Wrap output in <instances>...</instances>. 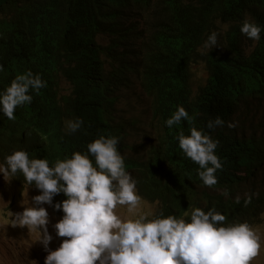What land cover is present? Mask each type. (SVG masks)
I'll list each match as a JSON object with an SVG mask.
<instances>
[{
	"label": "clouds",
	"instance_id": "9594fccd",
	"mask_svg": "<svg viewBox=\"0 0 264 264\" xmlns=\"http://www.w3.org/2000/svg\"><path fill=\"white\" fill-rule=\"evenodd\" d=\"M110 2L112 6L115 0ZM217 27L205 48L191 52L182 66L194 95L214 80L213 60L201 54L217 47V40L223 43V60L235 75L241 70H264V29L256 18L247 16ZM235 30L241 46L238 52H231L229 35ZM112 38L117 41L119 36L113 34ZM99 42L106 45L108 39L105 36ZM199 61L204 63L208 78L195 92L193 77ZM137 71L130 66L129 82L131 78L139 80L132 75ZM46 85L45 79L31 71L17 75L0 91L1 115L14 120L17 107L31 103L30 90ZM144 89L153 101L156 92ZM119 91L103 94L102 117L91 128L94 136L88 141L75 140L76 148L63 159L47 153L45 132L50 129L52 135L53 129L40 128L28 118L20 134L0 127V174L5 180L13 177L33 192L32 204L12 214L11 225L27 227L38 236L37 241L48 252L44 264H255L263 249L256 226L264 215V138L248 132L239 121L258 112L240 114L235 123L227 125L217 116L184 130V120L191 119L189 113L180 106L165 125L162 113L170 106L156 109L158 96L155 109L145 110L150 121H137L132 130L150 129L149 136L156 141L140 157L137 141L111 112ZM64 95H72L71 90ZM82 124L79 118L65 122L70 133ZM170 139L173 144L169 146ZM228 146L231 150L226 153ZM159 152L166 158L154 183L157 196L149 199L139 188L145 176L142 167L149 166ZM127 160L138 162L140 168L131 169ZM141 200L156 204L157 213L151 217L139 213ZM45 204L60 218L53 225L56 236L65 238L54 251L49 249L53 237L48 232ZM118 208H125L127 215L119 214Z\"/></svg>",
	"mask_w": 264,
	"mask_h": 264
},
{
	"label": "trees",
	"instance_id": "16d2710c",
	"mask_svg": "<svg viewBox=\"0 0 264 264\" xmlns=\"http://www.w3.org/2000/svg\"><path fill=\"white\" fill-rule=\"evenodd\" d=\"M247 16L256 18L264 29V0H115L112 6L110 0H0V65L4 69L0 91L28 71L47 82L38 91L30 90L31 103L17 107L14 120L0 113V127L20 134L28 118L40 128L53 129L52 135L50 129L45 132L44 144L49 155L63 159L76 148L75 140L94 136L92 125L102 117L101 97L128 85L130 66L138 70L132 75L142 86L156 92L154 109L158 96L156 109L170 106L162 113L164 124L180 106L191 118L184 120V130L217 116L225 125L235 123L240 114L259 112L263 106L264 70H241L235 75L223 60V43L217 40V47L201 54L213 60L214 80L194 95L182 66L191 52L204 47L219 23L234 24ZM113 34L119 36L117 41ZM105 36L108 42L103 45L99 39ZM229 40L230 51L238 52L239 31H233ZM64 82L72 95L61 93ZM77 118L83 124L70 133L65 122ZM172 144L170 139L168 145ZM230 150L225 148L226 153ZM158 154L142 167L145 176L139 188L149 199L157 196L154 183L166 158L163 152ZM127 163L131 169L140 168L134 160Z\"/></svg>",
	"mask_w": 264,
	"mask_h": 264
},
{
	"label": "rangeland",
	"instance_id": "374dc122",
	"mask_svg": "<svg viewBox=\"0 0 264 264\" xmlns=\"http://www.w3.org/2000/svg\"><path fill=\"white\" fill-rule=\"evenodd\" d=\"M207 78L208 74L205 70V65L202 61H199L195 65L193 90L197 92L199 87L205 84ZM62 88L64 94L70 92V87L67 84H63ZM149 107L153 109L152 97L146 92L139 80L131 78L128 85L122 86L118 93V98L111 108L116 120L122 123L137 141V155L140 157H144L151 146L156 143L154 137L149 136L150 129L137 133L132 131L135 128V122L150 121L149 117L145 115V110ZM148 112L151 115L150 109ZM239 123L248 132H255L258 136L264 138V105L255 116H243ZM146 136L148 137L147 140H145ZM134 139L130 141L131 144H134ZM0 163H2V160H0ZM261 175H263L264 185V172ZM243 188L248 190L249 186H244ZM32 197L33 192L30 188L18 184L11 176L8 180H5L3 174H0V264H44L48 252L37 241L38 236L35 233H30L27 227L21 228L11 225L12 214L14 216V214L22 212L24 206L32 204ZM43 207L49 213V224L47 227L49 234L53 237L49 244V249L54 251L65 238L57 237L53 228V225L60 218L50 210L48 205L45 204ZM137 211L142 214H150L149 217H151L157 213V205L141 200ZM118 212L121 215H127L125 208H118ZM256 229L261 236L263 249L255 264H264V215Z\"/></svg>",
	"mask_w": 264,
	"mask_h": 264
},
{
	"label": "bare ground",
	"instance_id": "6f19581e",
	"mask_svg": "<svg viewBox=\"0 0 264 264\" xmlns=\"http://www.w3.org/2000/svg\"><path fill=\"white\" fill-rule=\"evenodd\" d=\"M143 16V15H142ZM141 51V50H140ZM144 61V60H143ZM145 62V61H144ZM152 105H153V109H154V103H153V101H152Z\"/></svg>",
	"mask_w": 264,
	"mask_h": 264
}]
</instances>
